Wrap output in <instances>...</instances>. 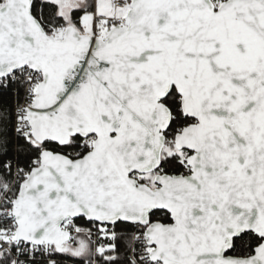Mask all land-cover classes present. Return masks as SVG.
Returning <instances> with one entry per match:
<instances>
[{
	"label": "snow or ice",
	"instance_id": "obj_1",
	"mask_svg": "<svg viewBox=\"0 0 264 264\" xmlns=\"http://www.w3.org/2000/svg\"><path fill=\"white\" fill-rule=\"evenodd\" d=\"M65 259L264 264V0H0V264Z\"/></svg>",
	"mask_w": 264,
	"mask_h": 264
},
{
	"label": "trees",
	"instance_id": "obj_2",
	"mask_svg": "<svg viewBox=\"0 0 264 264\" xmlns=\"http://www.w3.org/2000/svg\"><path fill=\"white\" fill-rule=\"evenodd\" d=\"M79 223H81L83 225L84 221H80ZM127 230H128V228L125 225H121V226L117 227V232H124ZM118 243L121 245L120 254H121V259H123V255H124L123 241H118ZM64 264H79V262L65 259Z\"/></svg>",
	"mask_w": 264,
	"mask_h": 264
}]
</instances>
